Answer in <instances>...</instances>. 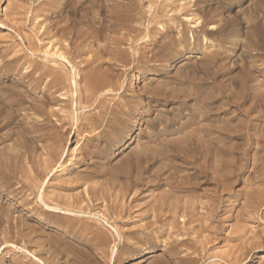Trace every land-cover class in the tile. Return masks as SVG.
<instances>
[{"label":"rangeland","instance_id":"obj_1","mask_svg":"<svg viewBox=\"0 0 264 264\" xmlns=\"http://www.w3.org/2000/svg\"><path fill=\"white\" fill-rule=\"evenodd\" d=\"M1 76L0 264H264V0H0Z\"/></svg>","mask_w":264,"mask_h":264},{"label":"bare ground","instance_id":"obj_2","mask_svg":"<svg viewBox=\"0 0 264 264\" xmlns=\"http://www.w3.org/2000/svg\"><path fill=\"white\" fill-rule=\"evenodd\" d=\"M16 1V0H15ZM132 3H133V1H132ZM62 4V3H61ZM128 4V3H127ZM136 4V3H135ZM16 5V4H15ZM54 6V5H53ZM21 7V6H20ZM33 11V10H32ZM58 11V10H57ZM109 11V10H108ZM14 13V12H13ZM20 13V12H19ZM116 13V12H115ZM119 13V12H118ZM137 13V12H136ZM133 14V13H132ZM94 15V14H93ZM112 15V14H111ZM118 15V14H117ZM14 16V15H13ZM19 16V15H18ZM42 16V15H41ZM131 16V15H130ZM149 17V16H148ZM16 18V17H15ZM66 18V17H65ZM134 19V18H133ZM11 20V19H10ZM96 20V19H95ZM131 20V19H130ZM73 21V20H72ZM97 21V20H96ZM95 21V22H96ZM17 22V21H16ZM13 23H15V21H13ZM18 23V22H17ZM57 23V22H56ZM30 24H32V23H30ZM43 24V23H42ZM14 25V24H13ZM57 25V24H56ZM43 26V25H42ZM127 26V25H126ZM254 26V25H253ZM73 27V26H72ZM28 28V27H27ZM172 28V27H171ZM139 29V28H138ZM53 30V29H52ZM72 30H73V28H72ZM124 30H126V29H124ZM31 32V31H30ZM147 32V31H146ZM38 33V32H37ZM257 33V32H256ZM36 34V33H35ZM190 35V34H189ZM31 36V35H30ZM56 37V36H55ZM81 37V36H80ZM174 37V36H173ZM32 38V37H31ZM127 38V37H126ZM156 38V37H155ZM186 39V38H185ZM30 40H32V39H30ZM36 41V40H35ZM78 41V40H77ZM127 41H129V40H127ZM175 41V40H174ZM71 42V41H70ZM107 42V41H106ZM141 42V41H140ZM176 42V41H175ZM79 43V42H78ZM81 43V42H80ZM126 43V42H125ZM57 44V43H56ZM142 44V43H141ZM256 44V43H255ZM19 46V45H18ZM50 46V45H49ZM57 46H59V45H57ZM86 46V45H85ZM100 46V45H99ZM175 46H177V45H175ZM45 47V46H44ZM117 47V46H116ZM115 47V48H116ZM133 47V46H132ZM19 49H20V46L18 47ZM23 48V47H22ZM34 48V47H33ZM102 48V47H101ZM123 48V47H122ZM47 49V48H46ZM58 49H60V48H58ZM58 49H56V50H58ZM17 50V49H16ZM45 50V49H44ZM49 50V49H48ZM55 50V49H54ZM61 50V49H60ZM129 50V49H128ZM21 51V50H20ZM32 51V50H31ZM62 51V50H61ZM64 51V50H63ZM76 51V50H75ZM80 51V50H79ZM99 51V50H98ZM115 51V50H114ZM16 52V51H15ZM29 52V51H28ZM39 52V51H38ZM49 52V51H48ZM64 52H66V51H64ZM125 52V51H124ZM176 52V51H175ZM54 53V52H53ZM138 53V52H137ZM21 54V53H20ZM23 54V53H22ZM49 54V53H48ZM159 54V53H158ZM161 54V53H160ZM166 54V53H165ZM32 55V54H31ZM45 55V54H44ZM59 55V54H58ZM117 55V54H116ZM118 55H119V53H118ZM124 55H125V53H124ZM128 55V54H127ZM68 56V55H67ZM126 56V55H125ZM124 56V57H125ZM159 56V55H158ZM21 57H22V55H21ZM19 55L18 56H15L13 59H12V61H18L20 58H21ZM48 57V56H47ZM63 57V56H62ZM127 57V56H126ZM149 57V56H148ZM159 57H161V56H159ZM28 58V57H27ZM80 58V57H79ZM83 58V57H82ZM131 58V57H130ZM146 58V57H145ZM26 59V58H25ZM81 59V58H80ZM85 59V58H84ZM177 59V58H176ZM24 60V59H23ZM64 60V59H63ZM81 60H83V59H81ZM162 60V59H161ZM19 61H22V60H19ZM144 61V60H143ZM34 62V61H33ZM41 62V61H40ZM47 62V61H46ZM67 62V61H66ZM120 62V61H119ZM5 63V62H4ZM19 63V62H18ZM29 63H31V62H29ZM80 64H82V63H80ZM2 65V64H1ZM6 65V64H5ZM8 65V64H7ZM94 65V64H93ZM123 65H125V64H123ZM26 66V65H25ZM92 66V65H91ZM11 67V66H10ZM52 67V66H51ZM50 67V68H51ZM93 67V66H92ZM5 68V67H4ZM94 68H96L97 69V67H94ZM142 68V67H141ZM34 69V68H33ZM42 69V73H40V76H39V78H37V80L36 81H41L44 77H46L47 75L46 74H50L52 71H51V69H47V67H46V70H45V68H44V70H43V68H41ZM85 69V68H84ZM90 69H91V67H90ZM123 69V68H122ZM53 70V69H52ZM56 70V69H55ZM95 69H93L92 71H94ZM99 70V69H98ZM111 70V69H110ZM22 71V70H21ZM24 71V70H23ZM85 71V70H84ZM97 71V70H96ZM105 71V70H104ZM192 71H193V69H192ZM217 71V70H216ZM19 72V71H18ZM86 72V71H85ZM84 73V72H83ZM99 73V72H98ZM97 73V74H98ZM102 73V72H101ZM105 73V72H104ZM187 73V72H186ZM193 73V72H192ZM35 74V73H34ZM52 74H56L55 72H53ZM52 74H51V76H52ZM57 74H59V73H57ZM56 74V75H57ZM87 74V73H86ZM96 74V75H97ZM100 74V73H99ZM158 74V73H157ZM61 75H65V76H67V74H61ZM93 75V74H92ZM103 75V74H102ZM50 76V75H49ZM55 76V75H54ZM73 76V75H72ZM136 76V75H135ZM4 77V76H3ZM8 77V76H7ZM53 77V76H52ZM91 78H88V80H87V82H86V84L88 85V86H94L95 85V83H96V81H97V79H99L98 78V76H97V79L95 78V77H93V76H90ZM100 77H102V76H100ZM113 77V76H112ZM192 77V76H191ZM103 78V77H102ZM139 78V77H138ZM186 78V77H185ZM0 79H2V76L0 77ZM36 79V78H35ZM82 79V78H81ZM190 79V78H189ZM252 79V78H251ZM85 80V81H86ZM136 80V78H134L133 79V81H135ZM4 81V80H3ZM35 81V82H36ZM65 81V79L64 78H62V77H59V76H55V77H53V79L51 78L50 79V82H49V86H52L53 84H55V85H58V84H62L63 82ZM130 81V80H129ZM251 81V80H250ZM34 82V81H33ZM98 82H99V80L97 81V84H96V87H97V85H98ZM191 82V81H190ZM195 82V81H194ZM28 83V82H27ZM72 83H73V81H72ZM100 83H101V81H100ZM75 86H76V83H75V80H74V83H73ZM73 84H72V86H73ZM102 84V83H101ZM243 84V83H242ZM48 85V84H47ZM104 85V84H103ZM132 85H133V83H132ZM134 85H135V83H134ZM13 86V85H12ZM63 86H65V84L63 85ZM74 86V87H75ZM99 86H101L100 84H99ZM106 86H107V84H106ZM164 86V85H163ZM53 87H55V86H53ZM77 87V86H76ZM91 87V88H92ZM95 87V86H94ZM166 87V86H165ZM169 87V86H168ZM175 87V86H174ZM43 88V87H42ZM102 88H103V86H102ZM163 88V87H162ZM181 88H183V87H181ZM5 89H6V87H5ZM15 89H17V88H15ZM46 89H47V87H46ZM49 89V88H48ZM98 89V88H97ZM167 89V88H166ZM176 89H177V87H176ZM10 90V89H9ZM92 90V89H91ZM93 90H94V88H93ZM96 90V89H95ZM12 91V90H11ZM84 91H86V89L84 90ZM169 91V90H168ZM25 92V91H24ZM89 92V91H88ZM92 92V91H91ZM175 92H177V91H175ZM174 92V93H175ZM181 92V91H180ZM203 92H204V90H203ZM47 93H49L48 91H47ZM84 93V92H83ZM108 93V92H107ZM178 93V92H177ZM183 93V92H182ZM100 94V93H99ZM111 94V93H110ZM154 94V93H153ZM171 94V93H170ZM188 94H190V91H189V93ZM18 95V92H16V91H13L12 93H10V96H17ZM25 95V94H24ZM61 95V94H60ZM77 95V94H76ZM85 95V94H84ZM90 96H92L91 94H89ZM183 95V94H182ZM50 97H51V95H49ZM90 96H88V97H90ZM173 96H174V94H173ZM179 96V95H178ZM186 96H188L187 94H186ZM18 97H19V95H18ZM18 97L16 98V100H18ZM28 97V96H27ZM184 97V96H183ZM6 98V97H5ZM8 98H10V97H8ZM64 98V97H63ZM176 98V97H175ZM15 99V98H14ZM83 99H85L84 97H83ZM137 99V98H136ZM259 99V98H258ZM4 100V99H3ZM6 100V99H5ZM13 100V99H12ZM87 100H88V98H87ZM244 100V99H243ZM208 101V100H207ZM3 102V101H2ZM6 102V101H5ZM9 102H13V101H9ZM200 102V101H199ZM206 102V101H205ZM20 103V102H19ZM16 104V103H15ZM126 104V103H125ZM166 104V103H165ZM4 104H2V106H3ZM9 104L7 103V105H6V107L8 106ZM117 105V104H116ZM99 106V105H98ZM203 106V105H202ZM11 107V106H10ZM100 107V106H99ZM195 107V106H194ZM215 107V106H214ZM8 108V107H7ZM105 108V107H104ZM141 108V107H140ZM0 109H2V108H0ZM6 109V108H5ZM5 109H3V110H5ZM70 109V108H69ZM75 109V108H74ZM194 110V109H193ZM6 111V110H5ZM65 111H67V110H65ZM116 111V110H115ZM2 112V110L0 111V113ZM211 112V111H210ZM10 113L11 112H9L8 111V113H7V116L8 115H10ZM15 113V112H14ZM119 113V112H118ZM217 113V112H216ZM14 115V114H13ZM118 115H120V114H118ZM1 116V115H0ZM126 116V115H125ZM4 118V117H3ZM2 117L0 118V119H3ZM12 118V117H11ZM16 118V117H15ZM65 119V118H64ZM4 120V119H3ZM8 120V119H7ZM119 120V119H118ZM227 120V119H226ZM2 121V120H1ZM12 121V120H11ZM10 121V122H11ZM17 121V120H16ZM54 121H56V120H54ZM120 121V120H119ZM75 123V122H74ZM0 124H1V126L2 127H4V126H7V124H6V122H0ZM9 124V123H8ZM72 126V125H71ZM70 126V127H71ZM113 126V125H112ZM217 126V125H216ZM214 128V127H213ZM223 128V127H222ZM62 129V128H61ZM64 129V128H63ZM58 130V129H57ZM69 130V129H68ZM218 130V129H217ZM226 130V129H225ZM224 130V131H225ZM9 131V130H8ZM181 131V130H180ZM55 132H57V131H55ZM9 133V132H8ZM40 133V132H39ZM62 133V132H61ZM97 133V132H96ZM129 133V132H128ZM225 133V132H224ZM56 134V133H55ZM185 134V133H184ZM218 134V133H217ZM9 135V134H8ZM24 135V134H23ZM89 135V134H88ZM95 135V134H94ZM7 136V135H6ZM58 136V135H57ZM20 137H22V136H20ZM60 137V136H59ZM102 137V136H101ZM183 138H184V136H182ZM213 137V136H212ZM24 138V137H23ZM60 138H62V137H60ZM182 138V139H183ZM190 138V137H189ZM5 139V138H4ZM82 139V138H81ZM178 139V138H177ZM219 139V138H218ZM22 140V139H21ZM24 140V139H23ZM64 140V139H63ZM213 140V139H212ZM56 141V140H55ZM60 141V140H59ZM46 142V141H45ZM148 142V141H147ZM22 143V142H21ZM20 143V144H21ZM189 143V142H188ZM222 143V142H221ZM45 144V143H44ZM18 145H19V141H18ZM17 145V146H18ZM24 145V144H23ZM29 145V144H28ZM63 145V144H62ZM154 145V144H153ZM60 146V145H59ZM145 146V145H144ZM188 146V145H187ZM21 147V146H20ZM30 147V146H29ZM45 147V146H44ZM49 147V146H48ZM64 147V146H63ZM147 147V146H146ZM216 147V146H215ZM54 148V147H53ZM150 148V147H149ZM223 148V147H222ZM49 149V148H48ZM59 149V148H58ZM74 149V148H73ZM207 149V148H206ZM24 150V149H23ZM52 150V149H51ZM64 150V149H63ZM83 150V149H82ZM146 150V149H145ZM2 151H4V150H2ZM18 151V150H17ZM25 151V150H24ZM152 149H151V153H152ZM14 152H15V150H14ZM36 152V151H35ZM84 152V151H83ZM141 152V151H140ZM140 152H137V155L138 156H140L139 157V160L140 161H142V160H144L145 162H149V160L150 159H147V156H145L143 153H145V152H143V153H141L140 154ZM146 152H147V150H146ZM2 153V152H1ZM22 153V152H21ZM75 153V152H74ZM9 154V153H8ZM17 154V153H16ZM25 154H27V153H25ZM59 154V153H58ZM13 155V154H12ZM21 155V154H20ZM23 155H24V152H23ZM31 155V154H30ZM60 155V154H59ZM32 156V155H31ZM34 156H36V155H34ZM127 156V155H126ZM135 156V155H134ZM137 156V157H138ZM223 156V155H222ZM22 157V156H21ZM136 156L134 157V159L135 158H137ZM193 157V156H192ZM32 158V157H31ZM86 158V157H85ZM50 159V158H49ZM138 159V158H137ZM164 159V158H163ZM22 160H24V159H22ZM32 160V159H31ZM30 160V161H31ZM35 160V159H34ZM70 160V159H69ZM136 160V159H135ZM173 160V159H172ZM25 161V160H24ZM23 161V162H24ZM36 161V160H35ZM34 161V162H35ZM43 161V160H42ZM151 161V160H150ZM153 161V160H152ZM167 161V160H166ZM234 161V160H233ZM59 162V161H58ZM26 163V162H25ZM40 163V162H39ZM134 163V162H133ZM132 161H131V159H129V161H128V163H127V165H126V170H125V172H127L126 174H125V178H129V176L130 175H132V171L134 170L133 169V166H132ZM169 163V162H168ZM43 164V163H42ZM46 164H48V163H46ZM46 164L44 165V166H46ZM155 164V163H154ZM165 164V163H164ZM90 165V164H89ZM170 166V165H169ZM47 167V166H46ZM45 167V168H46ZM91 167V166H90ZM99 167V166H98ZM162 167V166H161ZM54 168V167H53ZM103 168V167H102ZM108 168V167H107ZM112 168V167H111ZM168 168V167H167ZM176 168V167H175ZM47 169V168H46ZM109 169V168H108ZM107 169V170H108ZM146 169V168H145ZM156 169V168H155ZM154 169V170H155ZM161 169V168H160ZM209 169V168H208ZM79 170V169H78ZM89 170V169H88ZM99 170V169H98ZM97 170V172H99ZM106 170V169H105ZM112 170V169H111ZM44 171V170H43ZM46 171V170H45ZM75 171V170H74ZM143 172H144V170H142ZM158 171V170H157ZM162 171V170H161ZM202 171V170H201ZM200 171V174L202 173ZM211 171V170H210ZM49 172V171H48ZM100 172H102V171H100ZM103 172H104V169H103ZM103 172H102V174H103ZM107 172V171H106ZM105 172V173H106ZM114 172V171H113ZM189 172V171H188ZM90 173V172H89ZM94 173H96V172H94ZM93 173V174H94ZM149 173V172H148ZM186 173V172H185ZM98 174V173H97ZM100 174V173H99ZM109 174H111V172H109ZM108 173H107V175H109ZM114 174V173H113ZM143 174V173H142ZM28 175V174H27ZM87 175V174H86ZM92 175V174H91ZM95 175V174H94ZM106 175V176H107ZM138 175V174H137ZM149 175V174H148ZM158 175V174H157ZM180 175V174H179ZM202 175V174H201ZM238 175V174H237ZM30 176V175H29ZM93 176V175H92ZM96 176V175H95ZM94 176V177H95ZM100 176H102V175H100ZM139 176V175H138ZM146 176V175H145ZM153 176H154V174H153ZM39 177V176H38ZM74 177V176H73ZM96 177H98V176H96ZM108 177V176H107ZM142 177V176H141ZM32 178V177H31ZM41 178V177H40ZM80 178V177H79ZM92 178V177H91ZM110 178V177H109ZM134 178V177H133ZM139 178V177H138ZM89 179H90V177H89ZM107 179V178H106ZM164 179V178H163ZM165 179H166V177H165ZM45 180V179H44ZM85 180V179H84ZM116 180V179H115ZM134 180L135 181H132V182H136V183H138L137 182V180H136V178H134ZM140 180V179H139ZM194 180V179H193ZM68 181V180H67ZM89 181V180H88ZM92 181V180H91ZM95 181V180H94ZM260 181V180H259ZM33 182H34V180H33ZM43 182V181H42ZM74 182V181H73ZM79 182V181H78ZM82 182H83V180H82ZM81 182V183H82ZM85 182V181H84ZM83 182V183H84ZM122 182H123V180H122ZM125 182V181H124ZM151 182V181H150ZM198 182V181H197ZM236 182V181H235ZM90 183V182H89ZM94 183V182H93ZM120 183V182H119ZM128 183V182H127ZM65 184V183H64ZM101 184V183H100ZM141 184V183H140ZM152 184V183H151ZM74 185V184H73ZM85 185V184H84ZM86 185H87V183H86ZM96 185H97V183H96ZM111 185H112V183H111ZM131 185V184H130ZM133 185V184H132ZM146 185V184H145ZM184 185V184H183ZM88 186V185H87ZM94 186V185H93ZM100 186V185H99ZM110 186V185H109ZM188 186V185H187ZM27 187V186H26ZM136 187V186H135ZM30 188V187H29ZM89 188L91 189V187L89 186ZM31 189V188H30ZM41 189V188H40ZM84 189H86V188H84ZM93 189V188H92ZM95 189V190H94ZM93 190L95 191V193H97V188H94ZM111 189V188H110ZM126 189V188H125ZM124 189V190H125ZM180 189V188H179ZM185 189V188H184ZM93 190H91V191H93ZM99 190V189H98ZM101 191H102V189H101ZM106 191V190H105ZM173 191V190H172ZM187 191V190H186ZM84 192V191H83ZM175 192V191H174ZM182 192V191H181ZM94 193V192H93ZM136 193V192H135ZM100 194H101V192H100ZM104 194V193H103ZM108 194V193H107ZM129 194V193H128ZM143 194V193H142ZM172 194V193H171ZM37 195H39L38 197H37V199H38V201L37 202H39V209H38V211L39 212H41V213H43L44 215L46 214V213H54V214H60V215H65V216H69V218L70 217H73L75 214L73 213V211L71 210V208H72V206H75V205H77V204H65L66 206H67V209H62V208H60V207H58V206H51V205H49V203L47 202V201H45L44 200V198L42 197V195L43 194H37ZM36 195V196H37ZM94 195V194H93ZM98 195V194H97ZM104 195H106V194H104ZM123 195V194H122ZM132 195H133V193H132ZM141 195V194H140ZM60 196V195H59ZM89 196V195H88ZM165 196V195H164ZM74 197V196H73ZM78 197V196H77ZM102 197V196H101ZM126 197V196H125ZM133 197V196H132ZM171 197V196H170ZM169 197V198H170ZM172 197H174V196H172ZM181 197V196H180ZM97 198H99V197H97ZM97 198H95V199H97ZM118 198V197H117ZM160 198V197H159ZM178 198H179V196H178ZM67 199V198H66ZM93 199V198H92ZM102 199V198H101ZM108 199V198H107ZM116 199V198H115ZM164 199V198H163ZM171 199V198H170ZM52 200V199H51ZM82 200V199H81ZM99 200V199H98ZM30 200H28V202H29ZM32 201V200H31ZM36 201V200H35ZM62 201V200H61ZM73 201V200H72ZM77 201H79V200H77ZM86 201V200H85ZM118 201V200H117ZM123 201V200H122ZM157 201V200H156ZM162 201V200H161ZM181 201V200H180ZM62 202H64V201H62ZM68 202H69V200H68ZM112 202V201H111ZM159 202V201H158ZM165 202V201H164ZM164 202H162V204H163V206H164ZM167 202H169L168 200H167ZM173 202H174V199H173ZM172 201L171 202H169V203H171V206H173L172 205V203H173ZM176 202V201H175ZM222 202V201H221ZM73 203V202H72ZM76 203V202H75ZM78 203V202H77ZM84 203V202H83ZM104 203V202H103ZM106 203V202H105ZM120 203V202H119ZM147 203V202H146ZM155 204H156V202H154ZM153 203V204H154ZM168 203V204H169ZM183 203V202H182ZM217 203V202H216ZM23 204V203H22ZM38 204V203H37ZM62 204H64V203H62ZM93 204V203H92ZM97 204V203H96ZM111 204V203H110ZM118 204V203H117ZM116 204V205H117ZM124 204H126L125 202H124ZM152 204V205H153ZM175 204H177V202L175 203ZM144 205V204H143ZM142 205V206H143ZM160 205V204H159ZM223 205V204H222ZM121 206H123L122 204H121ZM133 206H134V204H133ZM141 206V205H140ZM157 206V205H156ZM156 206H154V207H156ZM168 206H170V204L168 205ZM176 206V205H175ZM174 206V207H175ZM178 206V205H177ZM187 206V205H186ZM185 206V207H186ZM219 206V205H218ZM71 207V208H70ZM83 207V206H82ZM85 207V206H84ZM117 207V206H116ZM124 207V206H123ZM162 207V206H161ZM216 207V206H215ZM127 208V207H126ZM179 208V207H178ZM184 208V207H183ZM108 209V208H107ZM142 209V208H141ZM157 209V208H156ZM176 209V208H175ZM193 209V208H192ZM121 210V209H120ZM180 210V209H179ZM3 211V210H2ZM90 211V210H89ZM159 211V210H158ZM171 211H172V209H171ZM176 211V210H175ZM184 211V210H183ZM186 211V210H185ZM74 212H77V211H74ZM78 212H79V209H78ZM81 212V211H80ZM105 212V211H104ZM118 212V211H117ZM120 212V211H119ZM124 212V211H123ZM122 212V213H123ZM137 212V211H136ZM135 212V213H136ZM166 212V211H165ZM194 212V211H193ZM3 213V212H2ZM8 213V212H7ZM32 213V212H31ZM35 213V212H34ZM37 213V212H36ZM83 213V212H82ZM149 213V212H148ZM174 213H176V212H174ZM181 213V212H180ZM47 214V215H48ZM50 214V215H51ZM113 214V213H112ZM2 215V214H1ZM32 215H33V213H32ZM35 215H37V214H35ZM77 215V214H76ZM82 215H84V214H82ZM158 215V214H157ZM171 215V214H170ZM4 216V215H3ZM2 216V217H3ZM29 216V215H28ZM31 216V215H30ZM88 216V215H87ZM183 216V215H182ZM33 217H34V215H33ZM76 217H78V216H76ZM75 217V218H76ZM79 217H84V218H86L85 216H79ZM92 217H93V215H92ZM95 217V216H94ZM10 219H11V217H9ZM88 218V217H87ZM90 218V217H89ZM95 218H97V217H95ZM131 218V217H130ZM145 218V217H144ZM179 218V217H178ZM28 219H29V217H28ZM32 219V218H31ZM78 219V218H77ZM94 219V218H93ZM100 219V218H99ZM99 219H97L98 221H99ZM182 219V218H181ZM184 219V218H183ZM194 219V218H193ZM96 220V219H95ZM96 220V221H97ZM153 220V219H152ZM186 220V219H185ZM30 221V220H29ZM106 221V220H105ZM128 221V220H127ZM182 221V220H181ZM1 222H5V220H3L2 219V221ZM9 222H10V220H9ZM9 222H8V224H9ZM103 222V221H102ZM205 222V221H204ZM105 223H107V222H105ZM183 223H184V221H183ZM206 223V222H205ZM101 224V223H100ZM173 224V223H172ZM3 225V224H2ZM18 225V224H17ZM30 225V224H29ZM102 225V224H101ZM206 225V224H205ZM12 226V225H11ZM11 226H10V228H11ZM27 226V225H26ZM33 226V225H32ZM2 227V226H1ZM14 227V226H13ZM17 227V226H16ZM25 227V226H24ZM36 227V226H35ZM102 227V226H101ZM108 227H109V225H108ZM111 227H112V225H111ZM111 227H109L110 229H113V228H111ZM150 227V226H149ZM9 228V227H8ZM7 227H5V229H8ZM108 228V229H109ZM2 230V229H1ZM16 230V229H15ZM80 230V229H79ZM115 230V229H114ZM114 230H112V231H114ZM117 230V229H116ZM27 231V230H26ZM103 231H104V229H103ZM4 232H5V230H4ZM20 232V231H19ZM29 232V231H28ZM36 232V231H35ZM116 232H118V231H116ZM115 232V233H116ZM2 233V232H1ZM5 233H7V231L5 232ZM4 233V234H5ZM37 233V232H36ZM97 233V232H96ZM112 233V232H111ZM30 234V233H29ZM29 234H27V236H29ZM114 234V233H113ZM119 234V233H118ZM18 235H19V233H18ZM99 235V234H98ZM98 235H96V237L98 236ZM103 235V234H102ZM116 235V234H115ZM114 235V236H115ZM26 236V235H25ZM24 236V237H25ZM172 236V235H171ZM23 237V236H22ZM31 236H29V238H30ZM99 237V236H98ZM119 237V236H118ZM117 236H116V238H118ZM220 237V236H219ZM2 238H3V236H2ZM13 238V237H12ZM20 238V237H19ZM28 238V239H29ZM123 238V237H122ZM25 240L27 239V237L26 238H24ZM107 239V238H106ZM135 239V238H134ZM178 239V238H177ZM10 240V239H9ZM31 240V239H30ZM36 240V239H35ZM87 240V239H86ZM97 240V239H96ZM101 240H103V239H101ZM6 241V240H5ZM40 241V240H39ZM47 241V240H46ZM100 241V240H99ZM98 241V242H99ZM116 241H117V239H116ZM123 241V240H122ZM2 242V241H1ZM4 242V241H3ZM8 242V241H7ZM30 242V241H29ZM42 242V241H41ZM97 242V243H98ZM102 241H100V243H101ZM104 242V241H103ZM5 243V242H4ZM12 243V242H11ZM33 243V242H32ZM93 244V243H92ZM106 244V243H105ZM104 244V245H105ZM38 245V244H37ZM87 245V244H86ZM115 245V244H114ZM180 245V244H179ZM40 246V245H39ZM55 246V245H54ZM99 245L97 244V247H98ZM102 246V245H101ZM181 246V245H180ZM42 247V246H41ZM58 247V246H57ZM108 247V246H107ZM111 247H113V246H111ZM104 248V247H103ZM238 248V247H237ZM113 250H111L110 251V254L111 255H114V254H116V248H112ZM63 250V249H62ZM95 250H97V249H95ZM126 250V249H125ZM235 252V251H234ZM233 252V254H235ZM224 253V252H223ZM227 255V254H226ZM232 255V254H231ZM79 256V255H78ZM123 256V255H122ZM230 256V255H229ZM235 256V255H234ZM93 257V256H92ZM84 258V257H83ZM145 258V257H144ZM194 258V257H193ZM192 258V259H193ZM227 258V257H226ZM245 258V257H244ZM39 261V260H38ZM80 261V260H79ZM111 261V260H110ZM193 263V262H192ZM189 264V263H188Z\"/></svg>","mask_w":264,"mask_h":264}]
</instances>
